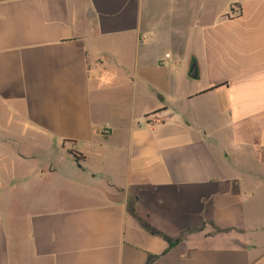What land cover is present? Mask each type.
<instances>
[{"label": "crops", "instance_id": "obj_1", "mask_svg": "<svg viewBox=\"0 0 264 264\" xmlns=\"http://www.w3.org/2000/svg\"><path fill=\"white\" fill-rule=\"evenodd\" d=\"M0 264H264V0H0Z\"/></svg>", "mask_w": 264, "mask_h": 264}, {"label": "water", "instance_id": "obj_2", "mask_svg": "<svg viewBox=\"0 0 264 264\" xmlns=\"http://www.w3.org/2000/svg\"><path fill=\"white\" fill-rule=\"evenodd\" d=\"M196 67L194 64H192V66L190 67V71H189V74L188 76L191 77V78H194L196 76Z\"/></svg>", "mask_w": 264, "mask_h": 264}, {"label": "trees", "instance_id": "obj_3", "mask_svg": "<svg viewBox=\"0 0 264 264\" xmlns=\"http://www.w3.org/2000/svg\"><path fill=\"white\" fill-rule=\"evenodd\" d=\"M69 153L72 154V156H73L76 160L79 161V160L81 159L80 156L77 155V153H75L74 151H69Z\"/></svg>", "mask_w": 264, "mask_h": 264}, {"label": "built area", "instance_id": "obj_4", "mask_svg": "<svg viewBox=\"0 0 264 264\" xmlns=\"http://www.w3.org/2000/svg\"><path fill=\"white\" fill-rule=\"evenodd\" d=\"M166 56H168V55H166ZM103 133H104V134H107L108 131H107L106 129H104V130H103Z\"/></svg>", "mask_w": 264, "mask_h": 264}]
</instances>
